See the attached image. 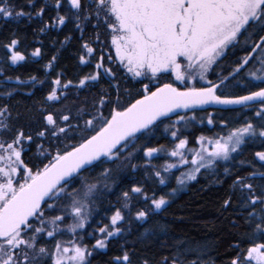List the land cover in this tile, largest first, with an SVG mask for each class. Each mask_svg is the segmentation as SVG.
<instances>
[{"label":"snow or ice","instance_id":"1","mask_svg":"<svg viewBox=\"0 0 264 264\" xmlns=\"http://www.w3.org/2000/svg\"><path fill=\"white\" fill-rule=\"evenodd\" d=\"M54 6L59 26L68 19L59 14L65 6L82 34L80 22L96 21V47L83 42L78 56L81 65L94 71L77 84L62 82L58 74L45 99L62 103L71 88L96 89L97 95L90 106L74 113L55 105L42 108L39 126L25 131L14 122L18 116L13 117L9 101L21 85L44 81L16 76V86L9 88L13 77L0 79V264H92L94 253L107 252L115 237L125 238V244L107 264H150L147 258L137 261L135 247L127 246L132 222H138L147 239L166 232L167 225L154 217L166 212L176 193L197 181L202 171L219 175L220 170L231 180L232 193L222 207H232V197L237 196V218L231 224L244 229L231 245L228 264H264V0H55ZM43 15L40 8L36 16ZM24 16L31 19L30 12L17 10L14 0H0V20ZM101 24L109 31L114 55L101 47L104 42L96 31ZM19 44L13 34L0 45L11 65L27 59ZM238 48L246 54L226 71H217ZM31 55L40 57L41 49ZM56 59L52 56L49 70ZM244 73L251 79L244 82L246 94H237L231 89L240 86ZM166 75L174 81L164 82ZM213 105L220 107L208 112L207 106ZM197 110L206 115L199 116ZM225 113H239L240 118ZM196 123L221 132L199 135L190 148L188 126ZM158 132L171 138L169 147L154 146ZM257 141L262 150L254 152L253 161L241 160L246 147ZM32 145L37 148L34 161ZM162 155L174 161L151 165ZM144 158L147 163L138 162ZM141 167L168 187L162 173L187 170L179 178L173 175L178 186L170 192L149 196L142 186L122 191L118 206L109 209L108 223L85 232L102 191L110 190L109 181L115 186L116 172ZM91 173L94 182L86 176ZM65 233L72 238L62 239ZM85 235L95 241L91 247ZM183 245L178 241L180 254L165 258L164 264H202L205 254L181 251ZM192 255L195 258L189 259Z\"/></svg>","mask_w":264,"mask_h":264},{"label":"trees","instance_id":"2","mask_svg":"<svg viewBox=\"0 0 264 264\" xmlns=\"http://www.w3.org/2000/svg\"><path fill=\"white\" fill-rule=\"evenodd\" d=\"M17 10H23L31 13V19L28 16L18 19H8L7 21L0 20V45L7 43L8 40L15 35L19 39V50L27 57L23 62L17 65H11L10 61L6 62L5 49L0 46V79L4 75L12 76L13 79L8 82L9 88L16 86L15 77L19 76L22 80H30L31 77H36L37 81H44L43 84L38 82L21 85L19 90L14 94V97L9 101L12 106L13 117L18 119L14 122L18 127H23L25 131L35 129L39 126L41 109H52L55 105L57 109H61L66 113H74L77 108L85 105L90 106L96 99V89H78L71 88L68 92V98L62 103L46 101V96L52 87L51 81L61 74L62 82L71 80L73 84H77L82 75L93 72L91 66L81 65L78 56L83 54L81 44L89 42L91 46L96 47L92 43L95 37V32L92 27L96 23L93 20L91 23H81V28L84 29L83 34L75 27L76 21L68 14L67 7H62L59 10L60 15H68L66 23L63 26L55 24L57 9L55 8V0H14ZM66 4V0H64ZM44 8L42 17L36 16V12ZM45 25H54L45 28ZM44 29V31H41ZM100 41L104 42L101 47L104 51L111 52L114 55V49L110 46L109 31L101 24L98 28ZM108 46L105 47L104 45ZM41 49V56L34 57L31 53L36 49ZM246 53L242 48H238L229 55L228 60L224 62L222 69L226 71L228 67L234 66L235 62L242 58ZM52 56L57 59L51 70L48 69ZM115 70V67H114ZM119 75V73H118ZM247 73L243 74L239 87H234L231 90L237 94H246L244 90L245 80H250ZM164 82L165 79H163ZM254 84L260 82L253 81ZM34 84V86H33ZM107 88V84L102 85ZM4 89L0 88V92ZM31 93V94H29ZM216 107H207L208 112L215 111ZM239 107V106H233ZM199 116L206 115L205 112L197 110ZM230 119L240 118L239 113H225ZM162 131V129H161ZM221 132L220 128H214L212 125L199 124L188 126L189 147L196 146L194 141L196 137L203 134L213 136L215 133ZM222 134V133H221ZM158 139L153 141L154 146L164 145L170 146L171 138L167 134L160 135L157 133ZM39 143L48 145L40 140ZM262 150L260 142L257 141L246 147L241 160L246 162L253 161L254 152ZM30 155L33 161L37 155L36 145H32ZM167 156H161L159 159L151 160V165L160 167L164 165ZM26 162L27 159H26ZM141 164L147 163V158L138 161ZM260 162L256 161V166L259 167ZM31 166V164L29 165ZM236 171V169H233ZM241 173L247 174L246 169H241ZM178 170H173L170 173H162L166 180L171 185H159L158 178L152 175V171L143 167L133 171L131 168H121L115 174V186L113 181H109L110 190L102 191L100 199L96 201L93 216L91 218V227L86 228L85 232H91L98 225L108 223V217L112 214L109 211L111 206L117 205V198L122 191H127L132 186H142L151 196L153 192H170L171 188L178 186L177 180L173 179V175L178 178ZM91 174H86L89 182L92 180ZM219 181H223L220 183ZM231 180L226 179L220 170L219 175H211L204 173L198 176L197 181H191L188 186L176 193L172 198L171 206L162 215L157 214L154 221H159L167 225L166 232H158L151 239L143 237L144 229L138 225V222L133 221L131 231L128 233L126 240L127 246H134L137 252L136 260L147 258L150 264H164L165 258L169 260L173 255H179L176 243L183 241L184 248L194 249L196 252L205 254V259L202 264H228V260L233 253L232 244L239 239V233L244 229H236L232 227L231 221L237 218L235 208L239 201L237 196L232 197V207L225 210L222 207L223 201L232 195L230 190ZM139 206H143V201L139 202ZM238 223L243 225L242 220ZM84 240L89 247L95 242L89 236L85 235ZM121 244H125V238L115 237L110 242V247L107 252L94 253L92 264H107L111 256L119 251ZM245 247V245H241ZM183 259V257H181ZM195 258V255L189 259Z\"/></svg>","mask_w":264,"mask_h":264},{"label":"rangeland","instance_id":"3","mask_svg":"<svg viewBox=\"0 0 264 264\" xmlns=\"http://www.w3.org/2000/svg\"><path fill=\"white\" fill-rule=\"evenodd\" d=\"M217 71H221V70H217ZM208 78H209V79H214V77H213V75H212L211 73H209ZM249 78H251V77L249 76ZM163 79H165L166 82H173V81H174V76L166 75V76L163 77ZM256 82H259V81H256ZM196 125H199V123H196ZM190 148H191V147H190ZM173 161H174V158H169V157H167V160H166L165 162H166V163H169V162H173ZM173 170H174V171H175V170H178V171H179V173H178V178H179L180 175H181V172H182V171H186L187 168H184V169H173ZM173 170H172V171H173ZM172 171H171V172H172ZM189 183H190V182H188V183L184 186L183 189H185V188L188 186ZM69 223H71V221H69ZM70 238H72L70 233H65V235L62 237V239H64V240H67V239H70ZM49 247H51L50 244H49Z\"/></svg>","mask_w":264,"mask_h":264},{"label":"flooded vegetation","instance_id":"4","mask_svg":"<svg viewBox=\"0 0 264 264\" xmlns=\"http://www.w3.org/2000/svg\"><path fill=\"white\" fill-rule=\"evenodd\" d=\"M210 107H216V106H210Z\"/></svg>","mask_w":264,"mask_h":264},{"label":"water","instance_id":"5","mask_svg":"<svg viewBox=\"0 0 264 264\" xmlns=\"http://www.w3.org/2000/svg\"><path fill=\"white\" fill-rule=\"evenodd\" d=\"M213 106H215V105H213ZM207 107H210V106H207Z\"/></svg>","mask_w":264,"mask_h":264}]
</instances>
